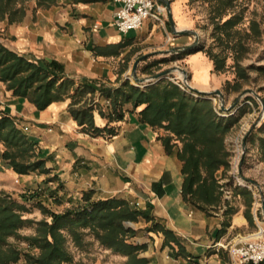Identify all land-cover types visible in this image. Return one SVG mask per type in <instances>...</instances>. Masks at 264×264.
Segmentation results:
<instances>
[{"label": "crops", "instance_id": "0c3cea01", "mask_svg": "<svg viewBox=\"0 0 264 264\" xmlns=\"http://www.w3.org/2000/svg\"><path fill=\"white\" fill-rule=\"evenodd\" d=\"M166 1L171 10L159 16L161 21L150 18L140 30L121 34L113 25L119 10L114 0H57L49 7H38L32 0L21 23L0 22V43L37 61L59 63L65 77L79 84L91 82L96 88L95 105L105 111L110 105L100 90L120 87L140 57L145 59L138 73L143 66L145 72L153 65L183 63L195 90H218L231 79L216 72L205 53H173L191 46L195 36L177 35L170 18L177 31H193L194 20L186 10V0H157L165 6ZM72 103L68 98L40 111L0 81V111L16 118L37 143V152L50 171L47 175L9 173L21 177L23 193L43 189L47 195L53 190L62 204L49 209L57 213L81 203L86 193H92L93 200L125 201L144 213L132 223L140 226L132 227L146 229L149 239L136 243L146 246L142 256L150 264H233L229 246L257 233L264 238L263 210L249 189L235 187L230 200L221 195L217 203L203 208L183 193L182 143L165 129L141 120L146 105L135 109L126 104L123 119L115 122L96 110V127L108 128L111 134L93 135L70 113L71 107L81 106L84 100ZM49 179L53 181L47 183ZM32 213L29 210L25 215L31 218Z\"/></svg>", "mask_w": 264, "mask_h": 264}, {"label": "trees", "instance_id": "16d2710c", "mask_svg": "<svg viewBox=\"0 0 264 264\" xmlns=\"http://www.w3.org/2000/svg\"><path fill=\"white\" fill-rule=\"evenodd\" d=\"M30 1L32 0H0V21H8L11 25L22 22ZM35 1L38 7H49L57 0ZM237 1L210 0L214 25L212 35L222 50L214 53L210 49L207 55L218 72L227 68V60L231 56L228 52L231 51L237 78L244 80L248 78L249 69L242 68L239 63L249 51V42L259 39L262 30L256 20L250 22L249 31L238 29L243 21V13L235 12ZM256 70L264 74V67ZM0 81L6 83L8 90L13 91L15 96L28 98L40 111L54 102L68 98L73 99L72 105L75 106L89 93L96 92L91 82L79 84L74 79L65 77L64 69L59 63L37 61L10 50L2 43ZM238 83L237 81L236 84ZM100 94L110 100L108 110L87 102L70 109L72 117L85 132L99 135L108 131L111 134L108 128L96 127V110L109 122H115L123 119L126 104H132L135 109L146 105L140 112L141 120L153 127L165 129L182 143L179 157L184 162L183 193L199 208L220 200L217 175L228 167L224 141L237 121L235 117H220L212 100L202 96L196 98L167 80L151 83L144 89L125 81L118 88H102ZM0 143L5 148L0 154L5 168L12 169L19 175L49 174L46 160L37 152V143L20 128L16 118L2 111ZM259 152L261 161L264 162L262 137H259ZM52 181L49 179L47 183ZM56 196L53 190L49 191L48 197H53L57 204H62ZM36 204L46 216L43 220L25 218L28 208L0 192V264H19L22 261L26 264H75L68 243L71 241L76 247L83 249L89 235L104 248L127 257L126 264H150L148 258L141 256L146 246L132 241L138 231L128 226L129 223H137L144 213L125 201L115 198L93 200L92 193H86L77 207L64 213L46 208L41 200ZM28 226L35 227V234L23 237L30 248L26 251L9 240L19 237V231Z\"/></svg>", "mask_w": 264, "mask_h": 264}, {"label": "rangeland", "instance_id": "374dc122", "mask_svg": "<svg viewBox=\"0 0 264 264\" xmlns=\"http://www.w3.org/2000/svg\"><path fill=\"white\" fill-rule=\"evenodd\" d=\"M186 1V10L188 14L193 15V32H196L200 38L198 46L190 52L195 53L201 51L207 55V51L212 49L214 53H220L222 48L219 47L216 39L213 38L212 35L214 32V25L211 20L212 14L210 0ZM235 4V12L243 13V21L238 26V29L249 31L250 22L256 20L261 25L262 36L257 40L249 42V51L239 63L242 68L249 69L247 79L238 80L237 69L231 51L228 52L231 56L227 60V68L224 71H218L221 72V75L229 77L231 81H227L218 90L212 92L221 91L225 101V108L228 110L224 111L225 113L223 112L219 96H213L210 99L213 101L216 111L218 110L219 113L227 115L225 117L221 116L222 118L228 119L230 117H235L237 120L226 134L224 141L225 149L228 153V167L219 171L217 175L220 193L225 198L227 195L225 191L235 188L233 186L234 177L239 175L238 172H241L242 176L249 181L257 184L261 182L263 184L262 188H264V162L261 161V155L259 152V137L264 138V74L256 70V68L264 67V0H238ZM192 36L194 35L192 34ZM195 43L196 38L193 44ZM207 57L210 59L208 55ZM144 67L146 66L139 68V73L137 68V74L135 76L133 75V72H130L126 81L136 87H142V89H144L147 85L154 83L153 81L148 82V80L169 69L173 71L172 74L163 80L172 83H174L173 81L180 82L183 80V78L177 74L178 68L185 70L183 63H164L162 66H147V70L143 72ZM218 75L220 76V74ZM135 77L147 81L145 83H140L135 80ZM188 81L191 85L189 74ZM237 81L239 82L238 84H236ZM95 99L96 96L89 93L84 99V103L87 102L90 105H94ZM107 105H110V103ZM0 164V192L11 196L18 203L25 205L28 210H33L31 218L30 216L25 215L26 218L35 221H40L46 218L40 207L36 204L37 201L41 200L46 208H53L55 205H61L57 204L53 197H48V192L46 193L47 195H45V190L43 189H37L35 192L28 195L23 193L21 177L15 175L10 177L9 173H14L18 176L25 175H19L12 169L5 168L2 166L1 159ZM50 199L53 202H51ZM79 204L73 205L71 208L77 207ZM128 226H134L137 228L140 225L129 223ZM135 230L138 231V235L132 239L134 243H136V240L138 239H149L147 232H145L146 229ZM34 234L35 227L28 226L19 231V237H12L9 241L10 243L17 245L21 250L28 251L30 250L29 245L23 237L32 236ZM85 240L86 245L83 249L76 247L71 241L68 243V248L74 257L75 264H126L127 257L115 254L111 250L104 248L94 239L93 236L89 235ZM19 264L26 263L22 261Z\"/></svg>", "mask_w": 264, "mask_h": 264}, {"label": "built area", "instance_id": "2783aa9c", "mask_svg": "<svg viewBox=\"0 0 264 264\" xmlns=\"http://www.w3.org/2000/svg\"><path fill=\"white\" fill-rule=\"evenodd\" d=\"M114 1L119 5V10L116 13L113 25L121 34H127L131 31L140 30L148 19L155 18L156 20L161 21L159 16L168 14L166 6L159 4L157 0ZM173 82L183 91L196 98L200 97L193 93L183 80L180 82ZM109 103L110 101L107 100V104ZM216 112L220 117L227 116L219 113L218 110ZM238 173L239 175L234 177L233 186L237 188H246L252 191L258 199L261 209L263 210V188L259 184L245 179L241 172ZM225 193L227 194V199L232 197V190H226ZM229 252L233 259V264H262L264 263V238H262L261 233H257V235L251 239L229 246Z\"/></svg>", "mask_w": 264, "mask_h": 264}, {"label": "water", "instance_id": "95a60500", "mask_svg": "<svg viewBox=\"0 0 264 264\" xmlns=\"http://www.w3.org/2000/svg\"><path fill=\"white\" fill-rule=\"evenodd\" d=\"M166 8H167V11H168V13H169L170 10H171V7H170V1H166ZM170 21H171L172 29L175 31V33H176L177 35L193 34V35L195 36V38H196V43H195V44H193V45H191V46H189V47H186V48H182V49L175 50V51H173V53H175V54H180V53L188 52V51H191V50L195 49V48L198 46L199 42H200L199 35H198L196 32H193V31H177V30L175 29V24H174V22H173L172 17L170 18ZM144 59H145V57H140V58L136 61L135 66H134V69H133V75H134V76L137 74V68H138L139 63H140L141 61H143ZM178 70L181 71V72L183 73V75H184L183 82H184V83L190 88V90H191L193 93H195L196 95H198V96H200V97L202 96V97H205V98H208V99H211V97H213V96H219V98H220V100H221L222 110H223V111L228 110V109L225 108V105H224L225 101H224L223 94L221 93V91H216V92H200V91H197V90H195V89L189 84V81H188V73H187L185 70L180 69V68H178ZM172 72H173V71H172L171 69L166 70V71H164V72H162V73H160V74L154 76L152 79L148 80V82H151V81H153L154 83L159 82V81H161V80L167 78L169 75H171ZM135 80L138 81V82H140V83H145V82L147 81V80H140V79H138V78H136V77H135ZM263 212H264V204H263Z\"/></svg>", "mask_w": 264, "mask_h": 264}, {"label": "bare ground", "instance_id": "6f19581e", "mask_svg": "<svg viewBox=\"0 0 264 264\" xmlns=\"http://www.w3.org/2000/svg\"><path fill=\"white\" fill-rule=\"evenodd\" d=\"M177 74L181 77V78H184V75H183V73L181 72V71H177Z\"/></svg>", "mask_w": 264, "mask_h": 264}]
</instances>
